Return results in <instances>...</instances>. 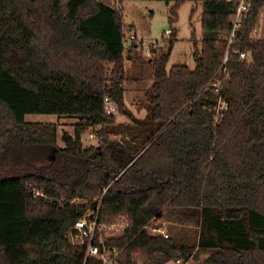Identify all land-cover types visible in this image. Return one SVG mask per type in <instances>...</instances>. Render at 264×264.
Segmentation results:
<instances>
[{"label": "trees", "instance_id": "obj_1", "mask_svg": "<svg viewBox=\"0 0 264 264\" xmlns=\"http://www.w3.org/2000/svg\"><path fill=\"white\" fill-rule=\"evenodd\" d=\"M143 1L173 4L172 25L184 3L202 7L194 70L167 71L174 31L151 58L125 50L121 1L0 0V264H86L73 227L100 199L108 227L129 223L106 239L118 264H264V0H248L232 44L236 1ZM134 78L152 83L144 119L125 107ZM28 115L77 123L60 146ZM160 221L198 231L166 239L147 229Z\"/></svg>", "mask_w": 264, "mask_h": 264}, {"label": "rangeland", "instance_id": "obj_2", "mask_svg": "<svg viewBox=\"0 0 264 264\" xmlns=\"http://www.w3.org/2000/svg\"><path fill=\"white\" fill-rule=\"evenodd\" d=\"M117 1H121L122 4L121 8L125 25L124 31L127 35L135 34L139 40H144L146 43H149V41L161 40L167 30L174 31L177 41L175 42L167 65L168 72H171L174 67L179 65L187 66L191 70L195 69L196 64L193 57L195 49L193 41L195 40L199 42L202 38V7L200 5H195L191 2L184 3L178 10L177 22L172 25L169 23V10L173 7V4L167 5L162 1ZM174 34L169 38V40L174 37ZM255 38L259 41H264V14L261 17ZM151 48L154 49L156 47L152 46ZM130 65L131 64L129 62H126V72L130 71ZM151 88V82L140 81L135 78L134 80L129 79L125 83V107L138 119H144L147 116V93ZM115 117L116 124H125L130 122L126 116L119 113H117ZM26 121L29 123L55 125L58 131V142L60 146L63 145L60 141L62 133L68 132L73 134L75 124L77 123V120L74 118L58 117L55 115H28L26 116ZM90 133L91 130H87L83 135V145L85 147L96 145L98 142L96 138H90ZM8 168L9 165L7 162H0L1 175L6 174ZM161 227L166 231L170 239L172 238L178 241H183L184 239L189 240L193 238L198 231L196 227H181L176 224L165 222H162ZM115 234L119 233L115 232ZM210 253L211 252L208 251L201 252L200 260L207 259ZM169 264L175 263L172 262Z\"/></svg>", "mask_w": 264, "mask_h": 264}, {"label": "built area", "instance_id": "obj_3", "mask_svg": "<svg viewBox=\"0 0 264 264\" xmlns=\"http://www.w3.org/2000/svg\"><path fill=\"white\" fill-rule=\"evenodd\" d=\"M228 1H236L238 2V11L234 19V27L232 34L230 36L229 43L232 44L233 39L235 38L238 31L241 29L242 19L245 13L249 10L248 0H228ZM173 35L172 30H167L165 32L164 37L159 41H149L146 43L144 40H139L135 34H125L122 39L123 47L125 50H131L135 48L139 52H143L146 58L151 57V47L154 46L156 48L164 47L168 42L169 38ZM242 59H246V54H241ZM227 106L220 99L218 106L216 108V115L214 120L219 121L220 111L227 110ZM117 112V107L114 104H109L106 107V113L108 115L115 114ZM100 129V128H98ZM90 138H96L94 134L90 133ZM97 209L90 210L89 213L81 220L77 221L73 227V231L76 233V242L77 244L85 249L86 252V264L89 259L94 258L98 260L101 264H118L117 258L120 255L118 249L110 248L107 243V237L111 235H116L115 232L120 233L123 229L129 226L128 221H120L119 224L114 225L112 227H108L101 218V199L97 202ZM162 222H154L150 226H148V231L151 234L159 235L164 238H169V235L166 233L164 229L161 227ZM108 230V231H107ZM175 264H187L181 261H176Z\"/></svg>", "mask_w": 264, "mask_h": 264}, {"label": "water", "instance_id": "obj_4", "mask_svg": "<svg viewBox=\"0 0 264 264\" xmlns=\"http://www.w3.org/2000/svg\"><path fill=\"white\" fill-rule=\"evenodd\" d=\"M97 204H98L97 202H94V203H93V205H92V208H91V210H95V209H96V207H97Z\"/></svg>", "mask_w": 264, "mask_h": 264}]
</instances>
